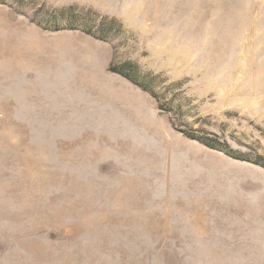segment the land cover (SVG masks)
Masks as SVG:
<instances>
[{"label": "rangeland", "instance_id": "obj_1", "mask_svg": "<svg viewBox=\"0 0 264 264\" xmlns=\"http://www.w3.org/2000/svg\"><path fill=\"white\" fill-rule=\"evenodd\" d=\"M187 134L264 157V0H0V264H264V167Z\"/></svg>", "mask_w": 264, "mask_h": 264}, {"label": "trees", "instance_id": "obj_2", "mask_svg": "<svg viewBox=\"0 0 264 264\" xmlns=\"http://www.w3.org/2000/svg\"><path fill=\"white\" fill-rule=\"evenodd\" d=\"M70 11L71 10L69 9V10H67V12H62V15L65 16ZM73 22H75V21H73ZM86 26H88V25H86ZM68 27L74 28L75 26L72 23H69ZM85 30L89 34H91V35H93L99 39L105 40V39H107L108 31H110V28L107 27V25L105 23H102L99 26V28H97V31H92L88 27H85ZM110 70L122 75L123 77L130 80L132 83L138 85L144 91H147V92L151 93L152 96L157 97V94L155 93V91L152 89V87H150V76H152V74L147 73L145 75H140L139 67L135 62L126 61L123 64H121L120 66H113V67L111 66ZM187 136H189L192 139L199 140L201 143H203L204 145H206L210 148L222 150L231 157L241 159V160H248V161H251L253 163L260 164L261 166L264 167V157L262 155H257L256 157L251 159L247 154H243L241 152H238V151L232 149L227 143H225V145H217V144L213 143L211 139H203V138L198 137V136L193 135V134H187Z\"/></svg>", "mask_w": 264, "mask_h": 264}]
</instances>
